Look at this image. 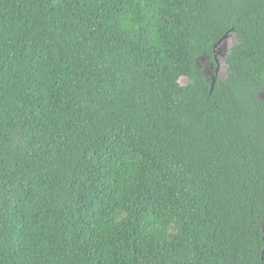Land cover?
Segmentation results:
<instances>
[{"label":"trees","instance_id":"obj_1","mask_svg":"<svg viewBox=\"0 0 264 264\" xmlns=\"http://www.w3.org/2000/svg\"><path fill=\"white\" fill-rule=\"evenodd\" d=\"M263 92L264 0H0V264H264Z\"/></svg>","mask_w":264,"mask_h":264},{"label":"rangeland","instance_id":"obj_2","mask_svg":"<svg viewBox=\"0 0 264 264\" xmlns=\"http://www.w3.org/2000/svg\"><path fill=\"white\" fill-rule=\"evenodd\" d=\"M238 40L235 37V35L231 34V37L228 38L227 40H225L218 48L217 51L219 52V54H217V60H218V75H215V79L218 78L220 80H225L226 78V73H227V66L225 64V58L226 55L228 54L230 48L232 47L233 44L237 43ZM198 67L200 68V70L204 73H211L212 77H214V72L217 69V65L215 63V60L209 57H202L198 60ZM211 76H208L210 78H212ZM180 83L184 84L186 83L185 79H181ZM263 97H264V92L262 93Z\"/></svg>","mask_w":264,"mask_h":264},{"label":"water","instance_id":"obj_3","mask_svg":"<svg viewBox=\"0 0 264 264\" xmlns=\"http://www.w3.org/2000/svg\"><path fill=\"white\" fill-rule=\"evenodd\" d=\"M231 34H232V31H229L228 33H226L217 43H215L213 45V57H214V60L215 62L218 64V60H217V54H216V51H217V48L225 41L227 40L228 38L231 37ZM215 77H212L211 78V89H210V92L213 90L214 88V84H215Z\"/></svg>","mask_w":264,"mask_h":264},{"label":"flooded vegetation","instance_id":"obj_4","mask_svg":"<svg viewBox=\"0 0 264 264\" xmlns=\"http://www.w3.org/2000/svg\"><path fill=\"white\" fill-rule=\"evenodd\" d=\"M216 54H219V52L218 51H216ZM216 63V62H215ZM216 65H217V69H216V71L214 72V77H215V75H218V69H219V66H218V64L216 63ZM212 74L211 73H205V76H211ZM213 76V75H212ZM211 76V77H212Z\"/></svg>","mask_w":264,"mask_h":264}]
</instances>
